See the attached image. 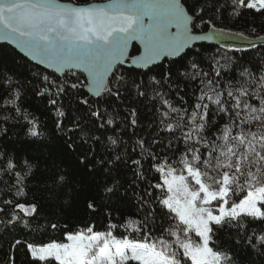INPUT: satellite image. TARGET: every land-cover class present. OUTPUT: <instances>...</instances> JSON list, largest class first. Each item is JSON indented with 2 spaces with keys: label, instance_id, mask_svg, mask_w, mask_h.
Returning <instances> with one entry per match:
<instances>
[{
  "label": "snow or ice",
  "instance_id": "6c2138e0",
  "mask_svg": "<svg viewBox=\"0 0 264 264\" xmlns=\"http://www.w3.org/2000/svg\"><path fill=\"white\" fill-rule=\"evenodd\" d=\"M227 3L232 7V15H241V9L264 14V0H227ZM206 14L197 0L190 6L182 0H112L98 7H69L57 0H0V25L3 26L0 38L14 36L33 59L39 58L41 64L46 63L57 71L83 68L91 91L100 95L103 89L107 96L119 99L128 81L113 71L117 64L130 59L133 64L147 66L162 56L178 55L195 41L223 36L225 30L217 28L213 19L206 20ZM205 27L207 30L203 31ZM133 40L144 46L142 55H128ZM212 61L205 70L203 61L193 57L176 69L178 77L198 81L202 86L196 102L190 106L180 97L181 107H176L154 88L165 84L171 88V70L160 73V80L153 76L151 82L132 81L139 96H146L152 89L155 92L152 99L159 98L162 107L158 109L157 134L161 131L170 134L167 148L177 157L178 164L173 167L170 158L161 161L159 154L151 150L152 145L162 143L159 140H152L147 147L144 139L137 140L132 151L139 148L140 158L127 153L124 157L115 155L116 161L134 166L133 174L147 184L145 195L137 201L143 219L119 225L126 232L140 234V239L114 234L116 224L99 231L95 224L88 223L75 232L64 225L68 243L27 245L37 261L45 264H53V261L56 264H129L132 261L136 264H235L229 252L217 250V233L225 226L246 232L251 224H264V68L259 75L244 68L238 78L225 79L231 59L225 64H220L216 57H212ZM109 73L111 87L105 83ZM43 79L60 92L85 86L79 77H75L78 82L62 85L49 81L47 76ZM8 84L3 91L12 99L3 103L15 105L20 96L16 89L20 85L11 81ZM253 101L258 102V106ZM81 103L91 108L88 99ZM15 111L19 112V108ZM91 115L100 121V128L115 123L106 109L97 108ZM215 116L224 123H217ZM135 117L136 109L132 108L124 119L136 126ZM22 118L27 119V116ZM30 123H33L30 134L39 136L34 122ZM109 139L115 147L124 144L122 139ZM146 158L147 167L143 162ZM0 163L4 164L2 171L14 175L16 181L14 199L0 201L7 206L0 207V213L9 216L10 225L27 227L25 216H38V207L15 197H26L21 186L28 172L14 171L18 165L10 159H0ZM26 165L24 161L20 168ZM149 169L158 174L152 180L145 175ZM118 185L116 181L106 187L105 192L113 193ZM88 207L95 205L90 203ZM51 227L59 226L52 224ZM242 239L253 250L264 249V227L259 229V234L251 230ZM16 244L21 241L17 240Z\"/></svg>",
  "mask_w": 264,
  "mask_h": 264
},
{
  "label": "trees",
  "instance_id": "16d2710c",
  "mask_svg": "<svg viewBox=\"0 0 264 264\" xmlns=\"http://www.w3.org/2000/svg\"><path fill=\"white\" fill-rule=\"evenodd\" d=\"M63 1L88 4L108 0ZM182 2L190 6L193 0ZM197 3L206 9L205 19H213L217 28L238 32L249 38L264 37V14L251 9H241V15H232V7L228 6L227 0H197ZM217 7L220 8L219 12L216 11ZM206 30L205 27L203 31ZM138 52L139 48L134 46L133 54ZM193 57L197 61H203L205 70L213 63L212 57L219 59L220 64H225L230 58V71L225 79L238 78L239 72L244 68L259 75L260 70L264 68V45L247 50H226L219 46L199 45L190 49L180 59L165 60L147 71L118 68L116 74L123 75L128 81L127 86L121 89L122 95L119 99L109 97L106 93L100 98L91 97L86 91L87 79L83 73L69 72L60 77L32 63L11 46L0 45V159H10L17 164L18 167L14 171L28 172L21 186L27 195L15 199L36 204L39 210L38 216H25L27 227L24 224L10 225L9 216L0 213V264H45L31 255L27 245L66 243L64 225H68V229L75 232L88 223L95 224L96 230L99 231H106L109 224H116L118 227L112 230L114 234L140 239V234L130 230L126 232L119 225L129 220L143 219L137 201L140 196L145 195L147 184L133 174L134 166H126L122 161H116L115 155L124 157L127 153L134 158H140L139 148L136 152L132 151L136 148L137 140L144 139L146 147L152 140H159L162 143L152 145L151 150L159 154L161 161L170 158L169 162L173 167H178V164L177 157L167 148L170 134L163 131L157 134L158 109L162 107L159 98L152 99L155 95L152 89H149L146 96H139L132 87V81L151 82L153 76L160 80V73L171 70V88L168 84L162 88L155 85L154 88L164 93L165 98L174 106L181 107L180 97L190 106L196 102V97L200 95L198 89L202 86L198 81L186 80L175 73L176 69L181 68ZM44 76L57 85L78 82L75 77H79V81L85 86L79 90L69 88L60 92L55 85L45 81ZM8 81L18 82L20 85L16 89L20 96L15 105L3 103L4 100L12 99L3 91L9 87ZM83 99L89 100L91 108L81 103ZM53 100L56 101L55 104L51 102ZM252 103L258 106V102ZM16 107L19 112L15 111ZM97 108L106 109L115 123L100 128V121L91 115ZM132 108L136 109V126H131L124 119L129 116ZM60 112L64 115H59ZM24 115L27 119L22 118ZM6 116L7 120L4 119ZM213 119L217 123H224L219 116ZM30 121L34 122L36 130L40 132L39 136L30 134L29 129L33 128ZM76 125H79V128ZM215 131L214 128L213 132ZM97 137L99 139H96ZM109 137L122 139L124 144L115 147ZM24 161H27V165L21 169L20 165ZM143 162L147 167V158ZM3 167L4 164L0 163V201L14 199L13 185L16 182L14 175L2 171ZM145 175L152 180L158 174L154 169H149ZM116 181H119L118 190L106 193L105 188L112 186ZM150 190L159 195L156 190ZM90 203L95 207L89 208ZM0 207L7 206L0 203ZM19 211L16 209L17 213ZM52 224L59 227L52 228ZM261 227H264V224L257 222L249 225L246 232H238L236 228L225 226L217 233V250L229 252L235 264H264V249L253 250L242 239L244 235L250 234L251 230L259 234ZM17 240L21 241V244H16ZM53 264L56 262L53 261Z\"/></svg>",
  "mask_w": 264,
  "mask_h": 264
},
{
  "label": "water",
  "instance_id": "95a60500",
  "mask_svg": "<svg viewBox=\"0 0 264 264\" xmlns=\"http://www.w3.org/2000/svg\"><path fill=\"white\" fill-rule=\"evenodd\" d=\"M58 3L64 4L66 6L72 7V6H79V7H98V6H103L107 5L112 2V0L108 1H103V2H91L88 4H76L71 1H63V0H57ZM3 29V26L0 25V30ZM225 30V29H224ZM172 31H175V29H172ZM202 34V32H201ZM0 45H9L13 49H15L17 52H19L23 57L31 61L32 63L40 66L41 68L45 69L46 71L53 72L57 74L58 76L62 77L66 73H69L67 69L64 71H57L55 68H50L47 66V64H41L39 62V58L33 59L31 55L28 54V51L21 47L20 43L16 41V38L9 37L8 39H3L0 38ZM199 45H212V46H219L222 49L226 50H247V49H252L257 46L264 45V37H259V38H249L244 36L241 33L234 32V31H229L225 30V34L221 37H216L212 40H207V41H195L193 42L192 45H190L188 48H185L181 53H179L176 56H162L159 60H157L153 64H149L147 66H142L138 64H133L130 59L126 60L122 64H117L114 68L113 71L115 72L118 68H128V69H136L139 71H147L149 69H152L153 67H156L160 64H162L165 60H177L180 59L182 56H184L190 49H192L195 46ZM134 46H137L139 48V52L136 54H133V48ZM144 52V46L136 40H133L130 42L129 47H128V55L129 56H140ZM71 72H81L86 76L87 79V85H86V91L89 93L91 97L94 98H100L105 92L103 89L100 91V95H96L93 91H91L88 87L89 85V77L87 72L84 71L83 68H73ZM111 73L105 78V83L109 84V81L111 79Z\"/></svg>",
  "mask_w": 264,
  "mask_h": 264
},
{
  "label": "rangeland",
  "instance_id": "374dc122",
  "mask_svg": "<svg viewBox=\"0 0 264 264\" xmlns=\"http://www.w3.org/2000/svg\"><path fill=\"white\" fill-rule=\"evenodd\" d=\"M129 238H131V237L129 236ZM66 243H68V241ZM36 247H39V246H36Z\"/></svg>",
  "mask_w": 264,
  "mask_h": 264
}]
</instances>
